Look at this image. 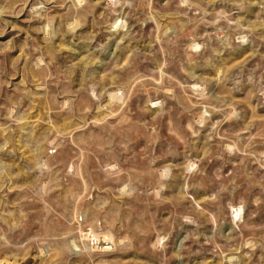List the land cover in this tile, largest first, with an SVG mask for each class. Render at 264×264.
<instances>
[{"label":"rangeland","instance_id":"rangeland-1","mask_svg":"<svg viewBox=\"0 0 264 264\" xmlns=\"http://www.w3.org/2000/svg\"><path fill=\"white\" fill-rule=\"evenodd\" d=\"M0 264H264V0H0Z\"/></svg>","mask_w":264,"mask_h":264},{"label":"bare ground","instance_id":"bare-ground-1","mask_svg":"<svg viewBox=\"0 0 264 264\" xmlns=\"http://www.w3.org/2000/svg\"><path fill=\"white\" fill-rule=\"evenodd\" d=\"M99 244H101V246H103L104 242L103 241H100Z\"/></svg>","mask_w":264,"mask_h":264}]
</instances>
